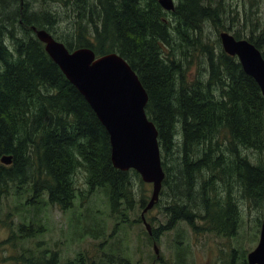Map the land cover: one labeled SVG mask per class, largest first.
<instances>
[{
  "label": "trees",
  "instance_id": "obj_1",
  "mask_svg": "<svg viewBox=\"0 0 264 264\" xmlns=\"http://www.w3.org/2000/svg\"><path fill=\"white\" fill-rule=\"evenodd\" d=\"M62 1L75 11L77 31L72 43L53 38L69 51L118 54L147 94L145 113L157 130L165 175L160 194L171 191L173 198L168 228L184 221L197 234L234 235L231 185L264 201V158L254 164L240 154H264V99L235 57L217 40H204L206 23L216 27L223 13L218 0H175L171 12L158 0ZM26 12V0L22 8L20 0H0V160L11 157L8 166L0 162V192L29 185L32 206L46 194L49 204L69 210L78 194L73 177L81 170L88 196L104 189L113 211L126 208L138 174L113 168L105 128L31 30L49 33L54 22ZM247 40L264 58V42ZM217 180L228 188L223 201ZM39 233L21 227L16 236L20 242ZM39 248L23 251L29 258L17 257V264H57L56 254Z\"/></svg>",
  "mask_w": 264,
  "mask_h": 264
},
{
  "label": "rangeland",
  "instance_id": "obj_2",
  "mask_svg": "<svg viewBox=\"0 0 264 264\" xmlns=\"http://www.w3.org/2000/svg\"><path fill=\"white\" fill-rule=\"evenodd\" d=\"M218 2L223 20L220 18L216 27L206 23L203 31L208 44L216 45L217 40L221 48V32L264 42V0ZM26 3L28 16L45 13L46 19L54 22L48 28L49 33L61 42L72 43L77 15L71 6L66 7L62 0H26ZM10 41L5 40L9 49ZM192 69L193 74L197 72L196 65ZM240 154L254 164L259 158L263 162L264 154L249 150ZM73 180L77 198L71 209L63 211L49 204L46 194L34 201L36 205L28 203L32 197L29 185L18 192L13 187L7 193L0 192V264H17V257L29 258L28 253H21L30 248L35 251L38 244L40 250L48 249L57 255V264H247V255L259 240L264 201L252 200L234 184L229 195L238 220L234 235L226 237L208 231L197 234L184 221L168 228L171 216L167 208L172 206L173 198L167 190L144 214L148 232L141 215L150 200L152 186L142 182L139 175L131 178L132 202L119 211L111 209L104 189L87 195L89 187L83 171H77ZM216 186L217 198L223 201L228 188L219 180ZM197 226L205 227L200 220ZM21 227L40 233L19 242L16 233Z\"/></svg>",
  "mask_w": 264,
  "mask_h": 264
},
{
  "label": "water",
  "instance_id": "obj_3",
  "mask_svg": "<svg viewBox=\"0 0 264 264\" xmlns=\"http://www.w3.org/2000/svg\"><path fill=\"white\" fill-rule=\"evenodd\" d=\"M160 7L171 12L175 0H158ZM35 37L44 45L48 57L58 66L66 80L86 100L105 128L110 143V160L119 171H135L142 182L152 186L151 197L141 218L148 232L144 214L159 200L164 180L158 134L147 118V94L136 73L116 53L96 57L89 48L69 51L65 45L45 30L31 27ZM225 54L235 57L243 72L251 77L264 99V58L247 39H235L227 32L219 34ZM1 164H11V157L3 156ZM247 264H264V217L258 243L247 255Z\"/></svg>",
  "mask_w": 264,
  "mask_h": 264
},
{
  "label": "flooded vegetation",
  "instance_id": "obj_4",
  "mask_svg": "<svg viewBox=\"0 0 264 264\" xmlns=\"http://www.w3.org/2000/svg\"><path fill=\"white\" fill-rule=\"evenodd\" d=\"M20 6L21 8L24 6V0H20Z\"/></svg>",
  "mask_w": 264,
  "mask_h": 264
}]
</instances>
